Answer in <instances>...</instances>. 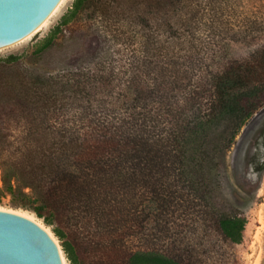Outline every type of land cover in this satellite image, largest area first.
I'll return each mask as SVG.
<instances>
[{
	"label": "trees",
	"instance_id": "16d2710c",
	"mask_svg": "<svg viewBox=\"0 0 264 264\" xmlns=\"http://www.w3.org/2000/svg\"><path fill=\"white\" fill-rule=\"evenodd\" d=\"M261 9L264 0H74L37 45L42 57L81 16L100 20L87 27L95 32L83 40L85 64L21 84L16 157L0 164V189L52 228L70 264H80V232L104 243L134 236L128 222L144 205L154 214L196 200L213 207L219 158L264 113V46L243 58L226 48L258 43ZM260 139L264 127L247 157L263 174ZM217 211L213 229L241 244L247 220ZM120 252L119 264H184L155 251Z\"/></svg>",
	"mask_w": 264,
	"mask_h": 264
},
{
	"label": "rangeland",
	"instance_id": "374dc122",
	"mask_svg": "<svg viewBox=\"0 0 264 264\" xmlns=\"http://www.w3.org/2000/svg\"><path fill=\"white\" fill-rule=\"evenodd\" d=\"M261 12L264 13V9H261ZM90 14L91 12H88L81 16L79 25L66 31L60 42L62 44L42 57L35 55L37 45L62 17L36 45L14 54L13 56L20 57L16 63L9 65L6 63L7 58L0 57V164L11 162L16 157L15 151L20 138L18 130L21 124L18 122L19 108L15 102L22 90L21 84L37 75L55 74L64 68L87 62L91 53L83 40L85 36L95 32V29L88 31L87 27L92 24L96 27L101 25L99 18L91 20ZM173 25L174 30L178 28L174 20ZM261 46H264V36L252 47L229 42L226 48L231 57L243 58ZM261 127H264L263 112L256 114L247 123L235 144L219 158L216 174L218 186L211 193L213 207H205L203 202L196 200L170 211L163 207L166 212L159 209L154 214V209L150 211L149 206L144 205L139 209L138 221L128 222V226H136L134 236H123L119 237L120 239L118 236L111 237L105 243L95 241L82 231L76 236L75 243L80 264H119V254L124 248L129 251L159 252L179 258L184 264H264V173L256 172L247 157L255 132ZM260 140L258 150L259 159L262 161L264 140ZM256 151L257 148H251V154ZM1 178L0 169V185ZM0 210L34 215L28 210L15 207L12 197L3 188L0 189ZM217 210L247 220L241 244L232 245L225 242L213 229L211 220ZM125 226L126 224L120 223V228ZM47 227L52 231L51 227ZM53 237L60 245L66 264H70L60 240L54 233ZM111 244L123 248H114Z\"/></svg>",
	"mask_w": 264,
	"mask_h": 264
},
{
	"label": "water",
	"instance_id": "95a60500",
	"mask_svg": "<svg viewBox=\"0 0 264 264\" xmlns=\"http://www.w3.org/2000/svg\"><path fill=\"white\" fill-rule=\"evenodd\" d=\"M74 0H0V57L8 58L36 45ZM0 264H65L48 227L0 210Z\"/></svg>",
	"mask_w": 264,
	"mask_h": 264
},
{
	"label": "bare ground",
	"instance_id": "6f19581e",
	"mask_svg": "<svg viewBox=\"0 0 264 264\" xmlns=\"http://www.w3.org/2000/svg\"><path fill=\"white\" fill-rule=\"evenodd\" d=\"M14 212V211H13ZM15 213H18V214H21V215H24V216H27V217H30V218H34V215H32V214H28V213H26V212H18V211H16ZM48 232L51 234V236L53 237V233H51L52 231L48 228ZM54 238V237H53ZM55 240V239H54ZM56 242V241H55ZM58 244V243H57ZM58 247H59V249H60V245H58ZM60 254H61V256H62V258H63V260H64V262H65V259H64V257H63V255H62V253H61V249H60ZM65 264H66V262H65Z\"/></svg>",
	"mask_w": 264,
	"mask_h": 264
}]
</instances>
